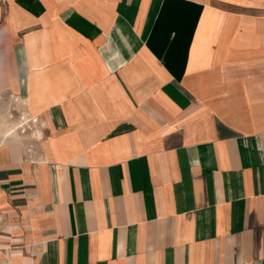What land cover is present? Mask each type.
Wrapping results in <instances>:
<instances>
[{
	"label": "crops",
	"instance_id": "obj_1",
	"mask_svg": "<svg viewBox=\"0 0 264 264\" xmlns=\"http://www.w3.org/2000/svg\"><path fill=\"white\" fill-rule=\"evenodd\" d=\"M0 96L9 264H264V0H0Z\"/></svg>",
	"mask_w": 264,
	"mask_h": 264
},
{
	"label": "rangeland",
	"instance_id": "obj_2",
	"mask_svg": "<svg viewBox=\"0 0 264 264\" xmlns=\"http://www.w3.org/2000/svg\"><path fill=\"white\" fill-rule=\"evenodd\" d=\"M34 120V119H33ZM22 110L21 103L9 96H0V140L13 131L21 142L30 143L28 138L38 126ZM17 202L6 201L0 205V264H9L11 254L23 250L26 245V228L17 218Z\"/></svg>",
	"mask_w": 264,
	"mask_h": 264
}]
</instances>
